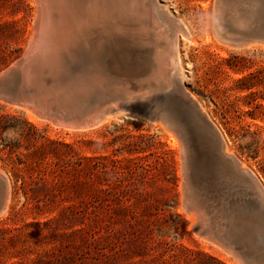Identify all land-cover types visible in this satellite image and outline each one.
Returning a JSON list of instances; mask_svg holds the SVG:
<instances>
[{
    "label": "rangeland",
    "instance_id": "1",
    "mask_svg": "<svg viewBox=\"0 0 264 264\" xmlns=\"http://www.w3.org/2000/svg\"><path fill=\"white\" fill-rule=\"evenodd\" d=\"M145 1L159 39H136L131 24L96 26L106 63L146 79L120 102L131 110L68 130L0 100V264H264L236 244L228 219L235 206L264 216L245 175L264 192L263 7ZM36 17L34 0H0V72L23 56ZM234 18L244 22L227 35L239 43L223 42L216 27ZM210 126L244 171L211 161Z\"/></svg>",
    "mask_w": 264,
    "mask_h": 264
},
{
    "label": "water",
    "instance_id": "2",
    "mask_svg": "<svg viewBox=\"0 0 264 264\" xmlns=\"http://www.w3.org/2000/svg\"><path fill=\"white\" fill-rule=\"evenodd\" d=\"M34 1L37 17L32 37L23 56L0 72V100L73 129L92 128L108 115L131 110L132 105L120 102L135 98L132 86L146 80L143 73L109 66L104 58L106 45L96 25L72 20L78 12L90 15L103 0H49L45 6L42 0ZM54 2L57 17L51 10ZM210 133L216 142L211 161L241 170L234 160L224 159L223 144L211 126ZM245 175L264 200L256 180L248 172ZM0 188L1 213L8 194V184L2 176Z\"/></svg>",
    "mask_w": 264,
    "mask_h": 264
},
{
    "label": "bare ground",
    "instance_id": "3",
    "mask_svg": "<svg viewBox=\"0 0 264 264\" xmlns=\"http://www.w3.org/2000/svg\"><path fill=\"white\" fill-rule=\"evenodd\" d=\"M222 1L224 2V0H222ZM249 1L254 6H257V7L262 6L263 7L260 14H261V17H262L261 19L263 20V26H264V0H249ZM145 2H146L145 0H105V1L103 0L102 4L100 3L101 6L98 7V9L96 8V6H98V5H95V7L92 9L90 15H84V13L78 12V14L76 13L78 17H76L72 20L76 23L77 22L81 23L82 21L87 22V23L91 22V24H94L96 26L103 24L105 22H108V21L113 23V24H120V23L131 24L134 27L135 31L138 32L137 34L134 35L136 39L144 41V42H147V41L153 42L154 40L157 39L156 37H158V39L160 38V36L158 35V28H156L157 26L154 25V22H155L154 18L157 16H155L153 14L155 12H152V11H154L152 9V7H151L152 10H151L145 4ZM48 3H49V0H42L43 6L47 5ZM56 8H57V3L54 2V6H51V10L53 12V17H55V16L57 17V14H56L57 9ZM41 11H43V10H41ZM41 14H42L41 19H42L43 18V12ZM231 20H232L231 21L232 23L229 21H222L223 26L225 28L224 31L221 30L217 25V27H216L217 32L219 33L220 37L222 38V39L221 38L220 39L223 42L224 41H227V42L230 41L233 43H239L238 40L231 38L230 36L227 35V33L235 31V30H239V28L242 26L244 21H242L241 18H239V19L234 18ZM156 22H157V20H156ZM104 30H106V29L104 28ZM159 30H160V28H159ZM167 43H166V45H168V47H169V42H167ZM164 48H166V47H164ZM160 49H161V47H160ZM168 50H170V49H168ZM148 54L150 55V51H148ZM161 57H162V60H165L166 54L163 53L161 55ZM161 67H163V64ZM156 78L158 80H160L161 75L158 74L156 76ZM149 110H151L149 112L153 116L167 117L166 114L164 112H161L160 110H152V109H149ZM24 111L28 115H30L31 117L38 119V117L35 114H33L32 112L25 110V109H24ZM112 117L113 116L105 117V119H103L98 125L108 121ZM39 119H40V121L43 120V122L48 123L49 125L54 126V127H60L63 129H68V130H74V129H70L67 127L55 125L51 121H47L45 119H41V118H39ZM241 167L244 168L245 166L243 164H241ZM1 190L2 189L0 188V199L2 197V195H1L2 191ZM189 203H190L191 207L194 209H197L199 207L198 206V199H196V197L193 195H190ZM5 208H6V205L4 206V208L0 214L4 213ZM234 208H235L234 210H231V212H229V218L228 219L230 220V223H231V229H230L229 233H234L232 235L235 236L236 244L243 246L244 253L248 257L253 256V255H256L257 257L259 256V258L261 257V259H259V262L264 263V253L263 254L260 253V250H261L260 248H262L264 246V216H263V214H257L255 212V215H254L248 208L247 209L241 208L239 206H235ZM251 209H252V211L257 210L255 205H251ZM200 217H201L200 228L202 230L209 232V230H208V228L210 227L209 223L207 222V220L203 216H200ZM230 247H231V249H233L232 245H230Z\"/></svg>",
    "mask_w": 264,
    "mask_h": 264
}]
</instances>
